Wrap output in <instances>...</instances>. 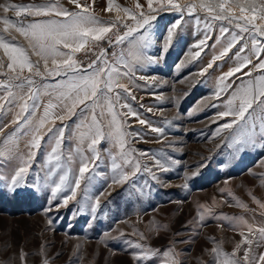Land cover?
I'll use <instances>...</instances> for the list:
<instances>
[{"label":"snow or ice","instance_id":"6c2138e0","mask_svg":"<svg viewBox=\"0 0 264 264\" xmlns=\"http://www.w3.org/2000/svg\"><path fill=\"white\" fill-rule=\"evenodd\" d=\"M95 3L96 0H67V5L63 0L31 4L5 0L0 3V169L18 161L10 173L0 171V191L13 196L34 197L47 190L48 206L43 210L47 230L54 224L50 213L77 199L82 180L87 181L83 192L84 206L88 207L87 201L92 199L88 196L92 176L86 173L90 164L94 169L99 167L96 163L100 160L98 145L102 143L109 144L104 149L111 161L109 187L112 184L127 185L125 191L129 199L139 200L146 195L139 183L140 174L159 181L157 171L167 173L172 170V165L180 164V160L164 150L153 153L134 148L133 145L143 139V134L129 122L135 118L139 125H147L151 132L165 136L164 127L153 126L151 121L140 118V113L130 102L137 99L133 88L140 87L136 83L137 71L157 65L161 59L149 51L158 41L153 21L159 13L178 14L162 38L161 52L169 50L177 29L182 27V21L187 23V17L195 22L198 32L199 26H204L203 38L194 45L197 50L191 53V59L200 57L205 48L214 53L200 75L207 73L217 61L235 60L234 66L218 78L213 93L217 103L210 107L218 109L213 123L224 121L215 128L213 138H219L221 144L233 149L234 153L243 155L253 149L264 153V0H146V7L137 2L135 10L115 0H107L104 11L116 13L108 20L95 14ZM10 12L14 16H10ZM216 22H220L219 35H215L214 42L209 45L207 41L213 39ZM19 38L25 43H20ZM238 73L240 75L236 76ZM233 77L236 79H230ZM138 79L147 81L148 77L140 75ZM9 114L12 119L4 123ZM65 121L72 123L69 125ZM10 125L14 127L5 133ZM22 138L25 152L20 148ZM72 139L76 141L75 147L65 152V141ZM169 145L175 147L172 142ZM38 152L44 156L43 176L34 173L35 182L29 185L27 176ZM141 157L145 159L142 161ZM73 165H78V171ZM260 166L264 168V160L260 161ZM251 174L264 186V171ZM143 183L148 185L149 181ZM28 187L33 190L21 191ZM220 191L223 195L225 189ZM103 194L100 192L91 204L92 219H96L101 203L99 197ZM228 195H232L230 190ZM248 195L264 209V202L251 190ZM236 205L248 207L238 198ZM197 207L211 213L205 204ZM216 218L240 220L242 227L231 226L233 230L240 227L241 239L234 242L232 251L228 252L222 247L223 241L209 237L213 246L204 249L209 259L198 257V264H264V252L256 251L264 246V226L248 223L243 217L221 214ZM195 219L200 226L204 225V214L198 211ZM154 225L155 220L148 221L146 230L158 235L159 229ZM104 235L108 236V233ZM124 235L121 231L119 237L109 238L120 239ZM132 235L139 239H124L123 243L134 249L131 255L135 264H184L175 244L187 243V240L171 241L168 247L161 249L141 242L149 237L135 226ZM46 247L41 243L32 253L40 257L39 264H51ZM79 250L80 245H77L76 252ZM28 255L23 248L19 249L20 264H27ZM16 258L14 254L0 264H11Z\"/></svg>","mask_w":264,"mask_h":264},{"label":"rangeland","instance_id":"374dc122","mask_svg":"<svg viewBox=\"0 0 264 264\" xmlns=\"http://www.w3.org/2000/svg\"><path fill=\"white\" fill-rule=\"evenodd\" d=\"M4 2L5 0H0V3ZM10 2L31 4L41 3L43 0ZM63 2L67 5V0ZM115 2L134 10L137 2L146 7V0ZM106 6L107 0H96L94 11L102 20L114 18L116 15L115 12H105ZM9 15L14 16V13L10 12ZM120 15L123 18V13ZM177 18L178 14L165 11L159 13L157 19L153 21L158 41L149 51L161 59L157 65L145 66L137 71L136 83L140 87L133 88V94L137 99L130 101L134 109L140 113V118L151 121L153 126L164 127L165 136L160 137L157 133L151 132L147 125H139L135 118L129 122L136 130H142L143 134V139L135 143L134 148L150 150L153 153L164 150L180 160V164L172 165V170L167 173L157 171L159 181L151 180L147 174H140L139 183L146 195L139 200L135 197L129 199L125 191L127 185L112 184L109 187L112 176L111 161L104 151L109 144L105 142L98 145L100 160L96 163L99 167L94 169L90 164L89 172L86 173L92 176L88 192L92 199L87 201L88 207L84 206L83 192L87 181L82 180L81 187L77 189V199L50 213L54 219L51 230H47V217L43 211L48 206L47 190L38 192L34 197L13 196L7 191H0V261H8L15 254L17 258L11 264H20L18 251L23 248L29 253L27 264H39L40 257L32 253L41 243H45L51 264H135L131 255L134 249L123 243L124 239H139L138 236L132 235L135 226L138 230L145 231L149 237L147 241L141 242H146L154 248L164 249L171 241L187 240V243L175 244L176 251L181 253L180 259L184 264H198V257L209 259L204 252V249L213 246L209 237L223 241L222 247L228 252L232 251L234 242L241 239L240 220L228 221L217 219V216L223 214L228 217H243L248 223L263 226L264 209L252 200L248 192L251 190L255 197L264 202V186H261L259 178L251 174L264 171L260 166V161L264 160V153L259 149L249 150L243 155L234 153L233 149L223 146L219 138H213L217 125L224 122L220 120L216 124L213 123L218 110L210 107L212 103H217L213 93L218 78L234 66L235 60L225 58L223 61H217L207 73L200 75L214 53L205 48L200 57L191 59V53L197 50L194 45L203 38L204 26L201 24L198 32L195 22L187 17H185L187 23L182 21V27L177 29V35L169 50L166 53L161 52L162 38L167 35L169 27ZM216 23L213 39L207 41L209 45L214 42V36L219 35L220 22ZM19 41L25 43L23 38H19ZM140 75L148 77L147 81L139 80ZM153 76L156 77L155 80L151 79ZM149 107L152 111H148ZM11 119L12 115L9 114L5 116L3 122L8 123ZM165 121L173 123L169 125ZM59 123L56 121L57 125ZM65 123L71 125L72 122ZM13 127L10 125L4 130L5 133L11 131ZM67 135L66 132V137ZM157 139L160 140L159 143L156 142ZM169 142L175 147H170ZM24 143L22 138L21 152L26 151ZM75 144V139L66 140L63 145L65 152L69 148H74ZM48 150L50 151V148ZM115 151L113 149V152ZM144 159L141 157L142 161ZM43 163L44 156L38 152L27 176L29 185L35 182L34 173L43 176ZM17 165L18 161H13L9 167L0 171L8 174ZM73 167L78 171V165ZM144 180L149 181L148 185L143 183ZM221 189H225L223 195ZM32 190L28 187L21 191ZM228 190L231 191V196L228 195ZM100 192L104 194L99 197L101 203L95 214L96 219H92L91 204ZM60 195L63 196V193ZM236 198L247 204V209L237 206ZM213 200L216 202L215 205ZM199 204L207 205L211 213L198 209ZM198 211L205 216L203 226L195 219ZM150 220L156 221L154 227L159 229L158 235L155 231L146 230V224ZM231 225L240 227L233 230ZM193 228L196 229L195 232L192 231ZM244 230L247 234L246 229ZM121 231L124 232V237L109 238L119 237ZM177 232L181 235L176 236ZM105 233H108V236H105ZM77 245H80L78 253ZM256 251L264 252V246Z\"/></svg>","mask_w":264,"mask_h":264},{"label":"built area","instance_id":"2783aa9c","mask_svg":"<svg viewBox=\"0 0 264 264\" xmlns=\"http://www.w3.org/2000/svg\"><path fill=\"white\" fill-rule=\"evenodd\" d=\"M105 46L107 47V45H105ZM80 55L83 56V54H80ZM84 62H85V63L88 62L87 58H84Z\"/></svg>","mask_w":264,"mask_h":264},{"label":"crops","instance_id":"0c3cea01","mask_svg":"<svg viewBox=\"0 0 264 264\" xmlns=\"http://www.w3.org/2000/svg\"><path fill=\"white\" fill-rule=\"evenodd\" d=\"M263 226H264V224H263Z\"/></svg>","mask_w":264,"mask_h":264}]
</instances>
